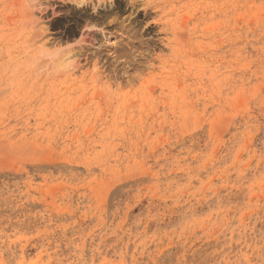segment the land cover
Here are the masks:
<instances>
[{"label": "rangeland", "instance_id": "rangeland-1", "mask_svg": "<svg viewBox=\"0 0 264 264\" xmlns=\"http://www.w3.org/2000/svg\"><path fill=\"white\" fill-rule=\"evenodd\" d=\"M77 1L0 0V264H264V0Z\"/></svg>", "mask_w": 264, "mask_h": 264}, {"label": "bare ground", "instance_id": "bare-ground-1", "mask_svg": "<svg viewBox=\"0 0 264 264\" xmlns=\"http://www.w3.org/2000/svg\"><path fill=\"white\" fill-rule=\"evenodd\" d=\"M75 1H77V0H75ZM85 1H86V0H85ZM77 2H78V3H80V2H84V1H82V0H81V1H80V0H78Z\"/></svg>", "mask_w": 264, "mask_h": 264}]
</instances>
